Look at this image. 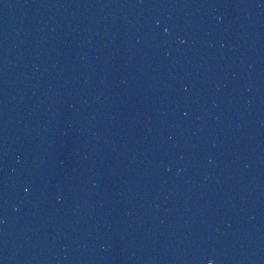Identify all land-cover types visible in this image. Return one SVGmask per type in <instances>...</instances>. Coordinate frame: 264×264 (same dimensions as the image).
<instances>
[{
    "label": "water",
    "instance_id": "1",
    "mask_svg": "<svg viewBox=\"0 0 264 264\" xmlns=\"http://www.w3.org/2000/svg\"><path fill=\"white\" fill-rule=\"evenodd\" d=\"M0 264H264V0H0Z\"/></svg>",
    "mask_w": 264,
    "mask_h": 264
}]
</instances>
